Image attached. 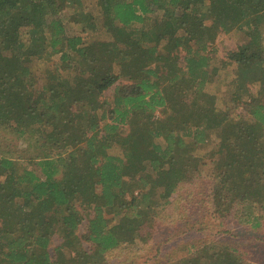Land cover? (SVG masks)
<instances>
[{
	"label": "trees",
	"instance_id": "16d2710c",
	"mask_svg": "<svg viewBox=\"0 0 264 264\" xmlns=\"http://www.w3.org/2000/svg\"><path fill=\"white\" fill-rule=\"evenodd\" d=\"M100 6L105 24L81 0H0V132L43 151L37 169L0 155V264H122L127 247L151 239L156 218L167 225L187 196L218 223L216 236L231 224L262 232L264 53L251 41L212 55L221 33L263 37L264 0ZM72 7L75 36L58 17ZM182 53L184 65L174 60ZM205 160L212 179L201 193ZM57 235L65 261L50 251ZM223 240L191 246L176 264L242 263Z\"/></svg>",
	"mask_w": 264,
	"mask_h": 264
},
{
	"label": "rangeland",
	"instance_id": "374dc122",
	"mask_svg": "<svg viewBox=\"0 0 264 264\" xmlns=\"http://www.w3.org/2000/svg\"><path fill=\"white\" fill-rule=\"evenodd\" d=\"M115 1V0H112ZM81 7L85 12L92 15L95 18L101 19L105 24L107 23L104 15L107 12L100 6V0H81ZM72 13V14H71ZM80 13V8L72 7L62 13L58 14V17L65 18V27L68 35L75 36L78 35L81 28L77 26L74 27L69 19L71 15L75 16ZM106 13V14H105ZM163 12L160 8L153 13V17L158 19L162 18ZM209 24V22L207 23ZM238 38H231L223 33H221L216 42V48L218 50L217 54H213L212 57L224 58L227 51L233 49L238 44L250 43L253 41V46L259 52L264 53V35L261 38H253L249 35L239 32ZM91 35V34H90ZM5 55H8L7 53ZM175 61H178L180 65H184V53L175 56ZM214 60V59H213ZM33 63H30L33 69L37 67V61L32 59ZM168 63L167 60H162L159 63V68L161 71H165L164 65ZM51 66V64H50ZM76 72L79 71V66L76 65ZM43 76L40 71H34V79L36 87L41 88L43 84ZM125 81V80H124ZM122 81V83H125ZM113 94V88L108 90L105 94L109 99ZM226 102L233 113H245L246 107L237 104H231L230 94L223 93L221 101ZM217 131V130H212ZM121 132L124 136L128 133L127 127L122 128ZM219 147L217 148V152ZM13 156L19 162L26 163L29 169H37V157L43 155V151L40 147L28 146L24 140L17 139L13 137L10 132L4 133L0 132V155ZM219 153V152H218ZM215 154L214 156H217ZM208 163V164H205ZM30 164V165H29ZM210 161L205 160L202 165L199 166V172L197 173V181L201 186V193L205 192V186L212 179L210 173ZM2 176L0 175V180ZM198 194V193H197ZM200 195V199L205 200L204 194ZM187 196V202L180 206L178 212L174 213L173 218L170 216L167 218V225H162L163 217L160 216L155 220V228L153 231L152 238L145 240L144 242L138 241V244L127 247L126 255L123 259L122 264H176L178 261L187 258L188 250L193 245H200L206 242L208 239H219L224 237V242H230L238 249L237 254L242 258V263L240 264H264V227L262 232H252L248 229L242 227H234L231 224L228 228L230 231L226 235L216 236L211 232V229H217L218 223L212 220L208 213L203 209L202 204L198 201L199 199L195 197ZM199 209V210H198ZM88 220L85 218L82 225L79 227L78 235H82L87 227ZM62 237L56 236L53 238V244L50 247V251L54 257L56 255L65 261L70 256L69 254L61 252H56L57 247L62 243ZM84 247L87 250L91 249L90 243L84 242Z\"/></svg>",
	"mask_w": 264,
	"mask_h": 264
}]
</instances>
